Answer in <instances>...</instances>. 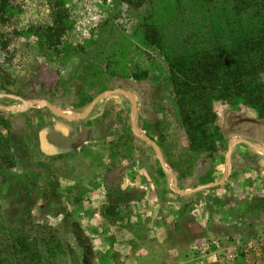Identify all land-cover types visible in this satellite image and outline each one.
Masks as SVG:
<instances>
[{
  "label": "rangeland",
  "instance_id": "374dc122",
  "mask_svg": "<svg viewBox=\"0 0 264 264\" xmlns=\"http://www.w3.org/2000/svg\"><path fill=\"white\" fill-rule=\"evenodd\" d=\"M210 1L220 11L227 8L226 0ZM6 2L0 11V94L80 113L98 93L127 86L137 100V127L181 177L180 191L224 177L228 134L264 148V121L255 111L217 100L215 126L223 138L215 153L190 149L165 58L174 48L184 54L207 45L196 34L216 23L197 0L185 2L193 23L179 18V0ZM58 11L65 16V52L48 48L40 37ZM152 22L166 34L167 49L143 39V25ZM140 72L146 77L133 76ZM43 109L0 99V132L6 135L18 123L26 145L13 168L0 166V207H29L36 221L58 226L69 240L72 224H78L93 246L95 264H264L263 154L237 143L224 184L179 196L153 149L133 136L128 99L106 97L76 122L37 113ZM64 130L71 133L72 152L42 155L51 148H41L40 139ZM111 205L116 218L104 215Z\"/></svg>",
  "mask_w": 264,
  "mask_h": 264
},
{
  "label": "trees",
  "instance_id": "16d2710c",
  "mask_svg": "<svg viewBox=\"0 0 264 264\" xmlns=\"http://www.w3.org/2000/svg\"><path fill=\"white\" fill-rule=\"evenodd\" d=\"M6 1L0 0V11L4 10ZM186 1L179 0V18L193 23L194 17ZM197 1L205 17L214 19L216 23L198 28L196 41L207 45L196 48L197 43L195 46L185 43L187 39L184 38L182 42L187 47L196 49L178 54L174 48L165 59L175 104L186 129L190 149L195 153L214 154L217 141L223 138L215 126V101L245 104L264 121V0H226L227 8L222 11L212 7L210 0ZM64 19L65 16L58 11L53 24L40 34L48 48L57 50L63 47L67 30ZM142 35L149 45L167 49V37L159 24L152 22L143 25ZM61 51L65 52L66 49L62 48ZM133 76L140 79L146 77V73H133ZM125 88L127 86L121 87ZM37 113L51 114L45 108L37 110ZM11 128V131L7 128L6 135L0 132V166L9 169L26 154L22 127L15 123ZM51 134V139H40L39 146L43 148L55 144L50 147V153L58 155L56 158L69 155L74 149V144L69 142L70 131ZM231 138L228 134L224 143ZM139 142L152 149L146 143ZM64 147L69 150L64 151ZM177 178L180 181L181 177ZM179 188L183 189L181 181ZM118 214L112 205L104 211V215L112 218ZM73 225L72 240H69L58 226L48 221H36L29 207L20 208L19 205L8 211L0 207V264H95L93 246L80 226L76 223Z\"/></svg>",
  "mask_w": 264,
  "mask_h": 264
},
{
  "label": "water",
  "instance_id": "95a60500",
  "mask_svg": "<svg viewBox=\"0 0 264 264\" xmlns=\"http://www.w3.org/2000/svg\"><path fill=\"white\" fill-rule=\"evenodd\" d=\"M113 95L124 96L130 101V104H131L130 123H131V130H132L134 137L151 146V148L153 149V151L156 155V158H157V161L160 165V168L171 179V181L173 183V191L179 196L190 195V194L196 193L198 191L218 187V186L224 184L231 175L232 151H233L234 145L237 143H241V144H244L246 146H249L250 148H252V149H254V150H256V151H258L264 155V148L263 147H259V146L255 145L254 143L250 142L249 140H246L243 138H238V137L231 138L228 142L227 150H226V154H225V175H224V177L221 180L216 181V182L203 184V185H200V186H197V187H194L192 189L185 190V191H180L179 187H178L177 178L174 175V173L167 167L165 160H164V157H163V154H162L160 148L158 147V145L155 143V141H153L152 139L143 135L138 130V127L136 125L137 100H136V97L133 94H131L130 92H128L127 90L121 89V88H116V89L102 91V92L98 93L96 96H94V98L89 102V104L86 106V108L80 113L69 112V111L57 108L56 106L51 104L49 101L43 100V99L42 100H35V101H26V100L22 99L21 97L16 96V95H12V94H0V99L9 98V99H13L16 101H20L26 110L27 109L29 110V109H34V108H40V107L45 108L51 114H53L59 118L76 122V121H80V120L87 118L90 115V113L93 111L94 107L101 100L105 99L106 97L113 96Z\"/></svg>",
  "mask_w": 264,
  "mask_h": 264
},
{
  "label": "flooded vegetation",
  "instance_id": "af4514ba",
  "mask_svg": "<svg viewBox=\"0 0 264 264\" xmlns=\"http://www.w3.org/2000/svg\"><path fill=\"white\" fill-rule=\"evenodd\" d=\"M138 130H139V128H138ZM132 131V130H131ZM140 131V130H139ZM133 134V133H132ZM134 136V135H133ZM149 138V137H148ZM137 140H139V139H137ZM139 141H141V140H139ZM154 141V140H153ZM143 142V141H142ZM145 143V142H144ZM156 143V142H155ZM157 144V143H156ZM51 144H49V148L50 147H54L55 146V144H52V146H50ZM148 145V144H147ZM150 146V145H149ZM151 147V146H150ZM159 147V146H158ZM160 148V147H159ZM57 149V148H56ZM64 151L65 150H69V149H65V147L64 148H62ZM39 150L40 151H42V149L39 147ZM53 150V149H52ZM161 150V149H160ZM162 152V151H161ZM70 153V152H69ZM69 153H67V154H69ZM163 154V153H162ZM42 155H44L46 158H52V157H57L58 155H51V153H42ZM164 157V156H163ZM175 175V174H174ZM176 176V175H175ZM177 178V177H176ZM180 181H181V178H180ZM180 181L178 180V178H177V182H178V187H179V183H180Z\"/></svg>",
  "mask_w": 264,
  "mask_h": 264
}]
</instances>
